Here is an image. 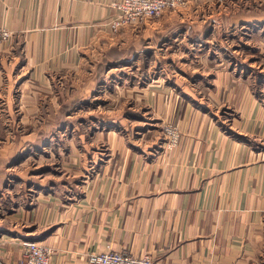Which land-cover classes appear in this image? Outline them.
Segmentation results:
<instances>
[{
    "label": "crops",
    "instance_id": "1",
    "mask_svg": "<svg viewBox=\"0 0 264 264\" xmlns=\"http://www.w3.org/2000/svg\"><path fill=\"white\" fill-rule=\"evenodd\" d=\"M118 1L0 0V26L12 33L0 45V111H6L0 125H54L64 99L93 107L100 90L101 98L109 99L118 91L113 84L109 90L105 86L115 70L120 73L123 64H117L125 63L128 54L107 52L125 49L139 37L135 28L110 31ZM212 1L192 0L169 13V19H206L204 8ZM214 79L221 99L237 108L229 130L183 91L175 93L156 79L132 86L134 95H145L156 115L152 121L177 127L178 144L138 149L117 131H96L94 137L106 142L109 154L84 178L78 198H62L47 179H25L23 184L36 182L41 192L32 206L13 203L12 210L0 214V264H22L25 240L47 245L49 264H89V253L107 247L148 255L154 264H264V101L227 72ZM42 108L47 113L38 118ZM7 133L0 153V163L6 164L0 168V195L8 180L22 181L16 170L33 158L32 147L42 146L39 136L20 149L15 134ZM64 152H56L62 168L82 174L81 151Z\"/></svg>",
    "mask_w": 264,
    "mask_h": 264
},
{
    "label": "rangeland",
    "instance_id": "2",
    "mask_svg": "<svg viewBox=\"0 0 264 264\" xmlns=\"http://www.w3.org/2000/svg\"><path fill=\"white\" fill-rule=\"evenodd\" d=\"M191 1L178 10L185 9ZM171 12L174 11L133 27L139 33L136 40L129 42L125 49L107 52L110 55L128 54L125 63L117 64L124 65L120 67V73L115 70L113 80L105 86L108 90L112 89L111 84L114 90L117 86L118 91L110 99L101 98L100 90L91 107L88 103L79 104L68 97L64 99L68 110L63 108L56 112L54 122L58 120V123L54 125L18 123L12 126L13 122L0 125V153L7 144L5 138L10 135L7 133L9 130L15 134L14 144L20 145V149L39 136L42 138L41 147H32L35 149L32 150L33 158L16 170V175L22 181L17 177H13L10 182L8 180L10 185L5 195H0L1 215L12 210L13 203L23 207L32 206L41 190L39 184L31 180L23 184L29 177L37 181L40 178L47 179L48 185L54 186L51 190H57L66 200L78 198L84 178L91 176L109 154L106 142L94 137L96 131H117L133 148L147 146L158 149L163 142L166 146L167 134L164 130L169 123L152 121L156 115H152V109L144 102L145 95H134L130 90L132 86H146L156 79L160 85L172 88L175 93L183 91L196 100L194 103H202V108L228 130L230 120L237 118L238 112L232 102L224 100L225 97L221 99L223 92L218 88L214 74L227 72L232 79H238L243 90L246 89L256 100L264 101V0H214L204 8V17L208 18L202 16L192 23L188 20L180 22L179 17L171 21ZM203 20H206L204 24ZM123 83L126 87L121 90L119 85ZM175 86L179 90H175ZM213 88L217 96H212ZM46 113L47 109L42 108L38 111V118ZM0 114L6 118L5 110L0 111ZM18 114L20 111L16 112ZM64 119L67 120V126L59 127L56 132ZM240 138L256 143L254 139L242 135ZM260 145L257 140L256 146ZM70 149L82 153L80 175L67 173L62 168V158L56 156L57 150L68 153ZM40 151L41 155L38 154ZM5 165V162H1L0 168H5ZM1 192H4L3 189Z\"/></svg>",
    "mask_w": 264,
    "mask_h": 264
},
{
    "label": "built area",
    "instance_id": "3",
    "mask_svg": "<svg viewBox=\"0 0 264 264\" xmlns=\"http://www.w3.org/2000/svg\"><path fill=\"white\" fill-rule=\"evenodd\" d=\"M189 0H120L113 3L117 13L108 22L112 33L123 29L138 27L147 21L154 20L168 11H176L186 6ZM11 38V32L0 26V45ZM167 147H175L179 140V131L171 123L166 125ZM22 264H49L51 249L42 243L25 240L22 242ZM89 264H154L148 255H135L128 251L106 249L88 254Z\"/></svg>",
    "mask_w": 264,
    "mask_h": 264
},
{
    "label": "trees",
    "instance_id": "4",
    "mask_svg": "<svg viewBox=\"0 0 264 264\" xmlns=\"http://www.w3.org/2000/svg\"><path fill=\"white\" fill-rule=\"evenodd\" d=\"M205 25H206V24H205ZM205 25H203V27H202V28H204V27H205ZM66 108H67V107H64V109H63V110H68V109H66ZM63 121H64V122H63V125H61L60 127H63V128H64V127H66V126H67V124H68V123H67V120H66V119H64Z\"/></svg>",
    "mask_w": 264,
    "mask_h": 264
},
{
    "label": "bare ground",
    "instance_id": "5",
    "mask_svg": "<svg viewBox=\"0 0 264 264\" xmlns=\"http://www.w3.org/2000/svg\"><path fill=\"white\" fill-rule=\"evenodd\" d=\"M35 242H37V243H41V242H38V241H35Z\"/></svg>",
    "mask_w": 264,
    "mask_h": 264
}]
</instances>
